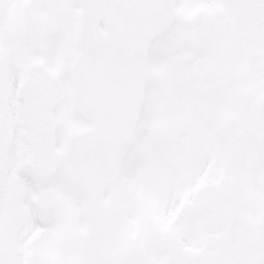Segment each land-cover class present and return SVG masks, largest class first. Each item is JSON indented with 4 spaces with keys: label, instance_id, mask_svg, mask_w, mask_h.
I'll use <instances>...</instances> for the list:
<instances>
[{
    "label": "snow or ice",
    "instance_id": "6c2138e0",
    "mask_svg": "<svg viewBox=\"0 0 264 264\" xmlns=\"http://www.w3.org/2000/svg\"><path fill=\"white\" fill-rule=\"evenodd\" d=\"M0 264H264V0H0Z\"/></svg>",
    "mask_w": 264,
    "mask_h": 264
}]
</instances>
